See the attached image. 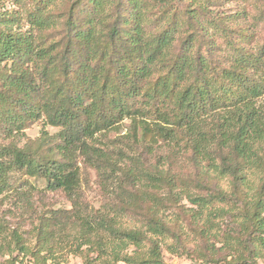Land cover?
I'll list each match as a JSON object with an SVG mask.
<instances>
[{"label": "trees", "instance_id": "1", "mask_svg": "<svg viewBox=\"0 0 264 264\" xmlns=\"http://www.w3.org/2000/svg\"><path fill=\"white\" fill-rule=\"evenodd\" d=\"M10 1L0 196L70 208L30 214L29 229L0 215V258L264 264V0Z\"/></svg>", "mask_w": 264, "mask_h": 264}, {"label": "rangeland", "instance_id": "2", "mask_svg": "<svg viewBox=\"0 0 264 264\" xmlns=\"http://www.w3.org/2000/svg\"><path fill=\"white\" fill-rule=\"evenodd\" d=\"M238 6H240L238 3L230 0L225 1L226 10L228 12L235 11ZM10 10L13 9V5L10 0H4L3 6H0V10ZM248 11L250 10V7H247ZM131 127V120L125 119L124 121L119 124L116 134L124 135L128 133ZM43 129V124L41 122L35 123L31 128L26 130L27 137L30 139H37L40 136V133ZM52 134L55 133L57 130L54 128H47ZM114 135V133L112 134ZM82 167V177H96V174L94 171H91L90 169L86 168L84 165ZM31 182H34V180H31ZM36 184V182H34ZM40 183L38 184V186ZM90 190H86V195L88 196V201L96 205V202L98 200V188H96L95 185L92 186V188H89ZM31 202L35 206V208H27L26 207V201L24 199H20L16 194L10 193L7 195H1L0 196V215H4L10 223L14 225V227L18 224L27 223L26 229H29V223L30 219L32 218V215H37V211H43L44 207H51V208H70V203L65 199V197L61 194H51L47 193L42 195V193L33 192L31 194ZM43 203H45L43 205ZM36 211V212H35ZM32 214V215H30ZM164 258L167 263L169 264H191V261L187 258H179L177 256L171 255L168 252H164ZM68 263L67 264H81V260L78 258H74L72 256H68ZM0 264H32V260L29 257L20 256L19 259L13 263L9 259V257L6 258H0ZM50 264V263H49Z\"/></svg>", "mask_w": 264, "mask_h": 264}]
</instances>
